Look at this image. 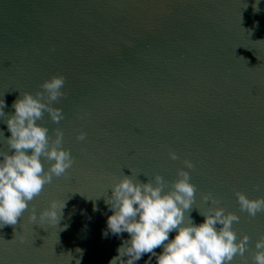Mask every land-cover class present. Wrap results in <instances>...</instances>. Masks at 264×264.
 <instances>
[{"label": "water", "instance_id": "obj_1", "mask_svg": "<svg viewBox=\"0 0 264 264\" xmlns=\"http://www.w3.org/2000/svg\"><path fill=\"white\" fill-rule=\"evenodd\" d=\"M55 74L66 81V96L53 102L64 119L45 113L38 123L50 136L62 129L74 163L15 225L0 226V264H108L129 239L103 235L110 185L131 172L171 182L185 158L194 165L192 220L203 222L209 204L200 194L212 192L240 217L233 229L248 235L244 255L254 264L264 213L242 212L235 191L264 197V0H0L5 113ZM0 131L11 135L2 119ZM80 131L86 140L76 139ZM3 134L0 150L11 151ZM50 200L65 202L58 224L32 221V207L38 214Z\"/></svg>", "mask_w": 264, "mask_h": 264}, {"label": "clouds", "instance_id": "obj_2", "mask_svg": "<svg viewBox=\"0 0 264 264\" xmlns=\"http://www.w3.org/2000/svg\"><path fill=\"white\" fill-rule=\"evenodd\" d=\"M65 82L62 74H55L42 80L34 95L20 92L12 103L11 114L5 113L6 104L0 99V119L11 134L4 137L0 131L11 150H0V226L15 225L44 186L52 183L53 177L64 175L74 163L70 151L62 146V129H54V136H50L48 128L38 123L45 113L54 123L64 119L62 110L54 107L53 102L66 96ZM76 139L86 140V133L78 132ZM168 157L180 159L172 150L168 151ZM42 158L49 162L47 168ZM182 163L185 167L177 169V178L171 182L159 173L144 182L138 175L134 179L130 170L131 175L122 174L110 185L111 194L105 203L111 214L106 218L107 230L103 235L120 236L126 232L129 239L122 240L117 255L108 264H135L144 254L155 256L156 264H232L237 256L247 264L244 254L249 237L242 234L238 238L233 229V223H239L240 217L220 206L212 192L200 194V199L209 204L206 211L198 210L203 222L196 224L192 220L189 213L195 202L196 186L188 170L194 165L187 158ZM235 196L240 210L249 217L264 213V197L250 198L239 190ZM64 207V201L50 200L48 207L38 214L33 206L29 218L36 221L38 216L41 221L47 219L58 224ZM171 232L175 236L170 240ZM254 243L252 260L254 264H264V233ZM160 247L162 251L157 254L155 249Z\"/></svg>", "mask_w": 264, "mask_h": 264}]
</instances>
